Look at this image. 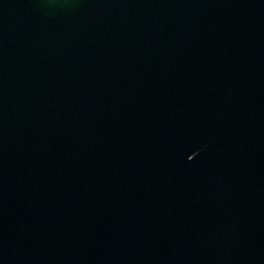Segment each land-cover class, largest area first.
Wrapping results in <instances>:
<instances>
[{
    "label": "water",
    "instance_id": "95a60500",
    "mask_svg": "<svg viewBox=\"0 0 264 264\" xmlns=\"http://www.w3.org/2000/svg\"><path fill=\"white\" fill-rule=\"evenodd\" d=\"M0 264H264V0H0Z\"/></svg>",
    "mask_w": 264,
    "mask_h": 264
}]
</instances>
